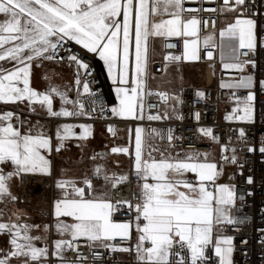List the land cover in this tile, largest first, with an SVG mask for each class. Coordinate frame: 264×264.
Returning a JSON list of instances; mask_svg holds the SVG:
<instances>
[{
    "label": "snow or ice",
    "instance_id": "obj_1",
    "mask_svg": "<svg viewBox=\"0 0 264 264\" xmlns=\"http://www.w3.org/2000/svg\"><path fill=\"white\" fill-rule=\"evenodd\" d=\"M189 3L196 6H186ZM156 39L164 48L182 46L180 54H163L165 69L170 63L199 61L202 48L212 60V49L219 48L223 68L236 73L220 84L234 103L224 119L256 123L264 79L257 78L253 57L264 49V0H0V106H13L0 107V264H83L86 257L71 261L65 256L78 252L81 240L89 248L103 247L109 255L124 254L120 264H210L211 255L215 264H235L236 236L228 233L246 226L248 218L234 214L236 186L222 178L228 166L242 167L233 139L249 145L244 127L230 129L237 135L227 140L212 127H198L197 139L209 141L201 150L194 143L184 148V138L173 128L137 124L128 129L126 145L94 151L85 161L93 125L78 121L92 119L95 109H85L79 88L83 94L95 93L82 79L91 74L89 64L65 46L74 43L104 62L118 85L119 105L108 109L112 116L183 120L178 114L177 106L183 104L179 94L148 87V80L154 79L149 62ZM65 61L76 68L72 86L77 99L69 97V86L53 82L54 69L42 76L43 90L34 87V67ZM249 67L253 71H247ZM241 89L244 97L237 95ZM153 95L165 107L145 113L146 98ZM195 95L206 99L203 91ZM24 109L30 116L54 121L52 128L40 119L21 118ZM193 118L199 122L201 113L194 111ZM107 130L116 135L111 125ZM72 146L82 155L68 162L86 164L85 170L69 178L67 169L61 168L57 176L55 158ZM246 151L264 155V139ZM112 155L128 157L127 172L109 167ZM37 178L51 179L58 190L47 223L33 222L14 191ZM247 183H253L252 177ZM125 186L131 188L127 199L119 195ZM117 215L125 219L117 220ZM259 231L264 247V228ZM52 234L57 238L51 239ZM240 243L249 241L242 238ZM242 251L246 256L247 250ZM92 255L99 258L96 251Z\"/></svg>",
    "mask_w": 264,
    "mask_h": 264
},
{
    "label": "built area",
    "instance_id": "obj_2",
    "mask_svg": "<svg viewBox=\"0 0 264 264\" xmlns=\"http://www.w3.org/2000/svg\"><path fill=\"white\" fill-rule=\"evenodd\" d=\"M186 6L194 7L195 4L189 3ZM205 6H208L207 4ZM205 16L211 15L210 13H204ZM221 23L223 18H221ZM219 27V24H218ZM207 31H211L209 28ZM70 47L73 52L80 53L85 62L90 66L91 74L84 75L83 80L88 82L89 88L95 95L83 94L82 86L79 88L81 95L79 99L84 103L85 109L88 112H92L95 109L92 119L83 118L78 122L90 123L92 125H101L105 127L106 135L114 139L118 135L120 126L129 125L135 127L137 124H142L146 128H160L168 129L173 128L177 135L182 136L183 147L188 148L190 144H195L196 147L201 150H206L209 145V141L203 139H197V128L200 126L212 127L214 132L221 137L222 140H227L229 136L235 138L237 133L235 131H230V129H237L238 127H244L248 139L249 145L238 143L233 139V146L239 148V157L241 160L242 167L239 166H228L226 169V174L222 178V182L231 183L236 186V205L234 208V214L245 216L248 218V223L246 226L242 227L239 231L232 232L229 231L228 234L236 236V247L237 251L234 254L235 264H264V247L261 246L259 242V237L261 235L259 229L264 228V155L258 151L249 153L246 148L250 145H257L258 142L264 139V93H258L256 106H257V121L252 125H241L238 123H230L225 121L224 117L227 113L231 112L234 106L231 100L230 91L227 89H221L220 84L222 81H228L232 79L236 73L232 70H225L223 68V62L220 57L219 48L212 49L213 59L208 60L205 55V51L201 50V59L199 61L191 62H180V63H170L165 69V61L163 56L160 59H150L149 62V72L151 76H162L164 75L171 65L176 67H181L187 64H196L203 69V73L200 76V80L195 87H191L187 90H183L180 94L183 104L178 105L179 113L183 115V120H164V121H130L122 120L118 117H114L108 111L110 107L118 106L119 99L116 94L117 84H114L111 77L108 75L107 68L102 60L98 56L90 53H86L85 50L81 49L80 46L70 43L65 46ZM165 52H173L175 54H180L182 52V46L177 43V47L174 49L162 47V54ZM61 55L66 57L67 53L61 50ZM257 61V68L255 70L258 79H264V49H259L253 57ZM225 62V61H224ZM63 65L68 66L71 69L72 82L74 80V73L76 72L75 66H69L67 61ZM84 70H81L83 72ZM208 71V81L204 82V73ZM249 72L253 71L251 67L248 68ZM153 91H171L167 88L161 87H151ZM198 91H203L206 94V99L198 100L195 93ZM72 95L74 99H77V88L72 86ZM237 95L244 97L246 92L244 90H237ZM147 103L152 105H157L158 107L148 108ZM103 105L104 111L101 112V106ZM165 105L158 100V98L153 95L146 98L145 113L152 112L155 113L158 108L162 109ZM199 111L201 113V119L196 122L193 118V112ZM52 124L54 121H51ZM111 125L116 130V135L113 136L108 132L107 128ZM179 147V145H178ZM129 169V167H128ZM127 169V171H128ZM126 171V172H127ZM242 173V174H241ZM231 177V180H229ZM248 177H252L253 183L248 184ZM45 179H32L26 181L24 186L20 189V198L24 202H31L32 195L30 198L26 197L25 189L27 183L31 182L30 188H41L42 182ZM50 182L48 187L51 188V202H53L55 195V187L51 179H47ZM131 191L129 186H125L119 193L121 198L127 199V193ZM31 193V190H30ZM117 220L125 219L123 216L117 215L115 217ZM53 235L51 239H53ZM242 238H247L248 245H243L240 243ZM243 249L247 250V255H244ZM96 251L99 253V258H94L92 252ZM77 256L86 257L87 259L83 261V264H120L121 260L126 259L124 254H114L109 255L107 250L103 247L89 248L87 243L83 240L79 241V251H69L66 252V257L75 261ZM54 259V258H53ZM216 257L211 255L210 264H215Z\"/></svg>",
    "mask_w": 264,
    "mask_h": 264
},
{
    "label": "rangeland",
    "instance_id": "obj_3",
    "mask_svg": "<svg viewBox=\"0 0 264 264\" xmlns=\"http://www.w3.org/2000/svg\"><path fill=\"white\" fill-rule=\"evenodd\" d=\"M155 41V40H154ZM153 43V42H152ZM150 57H157L158 59L161 57V54L153 50L151 51ZM225 62H230L225 60ZM53 69L57 73L56 77L54 78L53 82L57 85H61L62 87L67 85L70 87V74L71 69L66 65H54L50 62H45V65L42 70L35 71L34 75L39 80V84L42 87V90L46 86V82L42 79V76L45 73L51 74ZM203 73V69L196 64H187L182 65L181 67H176L175 65H171L167 72L162 76H151L154 77L150 78L147 84L151 87H162L167 88L171 91V93L181 94L182 91L185 89H189L191 87H195L199 80L200 76ZM204 82L208 81V71L204 73ZM112 79V78H111ZM113 81V80H112ZM69 97L73 98V95L69 92ZM57 107L59 106V99L57 98L56 101ZM5 107L6 109H11L13 106H0ZM24 108V106H21ZM19 111V110H16ZM21 118L31 119L35 122L37 119H40L42 123H46L49 129L52 128V122L46 119H41L40 117L30 116L26 109L23 111V115ZM133 126L123 125L120 126L118 135L116 138L111 139L106 135L105 127L101 125H93V136L88 141L86 146V151L90 152H108L114 146H123L128 143L129 134L128 129ZM73 152L68 151L67 154L71 158L72 161L78 160L80 156V151L76 147L72 146ZM73 155V156H71ZM87 157L85 158L86 161ZM113 161H118L119 165L117 166L116 163ZM69 163V162H67ZM55 164L57 166V157L55 158ZM129 159L124 155H112L109 158V167L117 172H126L129 167ZM86 164H72V165H61V168L67 169V175L69 178L78 177L81 173L85 170ZM60 176L61 173L56 174ZM20 189L16 188L14 191L20 196ZM32 200L31 202H24L21 200L20 207L24 208L29 216L32 218L33 222L36 223H47L49 221V217L47 215L48 211L51 209L52 202H51V193L52 190L50 187L45 186L41 188H30ZM56 235H53V239H56ZM0 246H3V238H0ZM66 256V253H65Z\"/></svg>",
    "mask_w": 264,
    "mask_h": 264
},
{
    "label": "crops",
    "instance_id": "obj_4",
    "mask_svg": "<svg viewBox=\"0 0 264 264\" xmlns=\"http://www.w3.org/2000/svg\"><path fill=\"white\" fill-rule=\"evenodd\" d=\"M151 48H152V53H153V50L156 51V49H157L158 53L161 54V57L163 56V54H162V44H161V41L159 39H156L155 41H153V43L151 44ZM150 59H158V58L157 57H155V58L150 57ZM44 65H45V63H44ZM44 65L42 67H34L33 70H35V71L42 70ZM34 87L42 90V87L39 84V80L35 77V75H34ZM70 88H71L70 94L72 95V77H71V74H70ZM71 152H73V149H71ZM81 155L82 154H80L79 158L81 157ZM83 155L86 158L87 155H90V152L89 151L87 152L85 150V154H83ZM71 156H73V155H71ZM68 161H72V160L69 157V155L67 154V152L64 153L63 157H59V156L57 157V166H56L57 171H56V174L60 173L61 165H67V164L68 165H72L73 164V163H67ZM233 212H234V209H233Z\"/></svg>",
    "mask_w": 264,
    "mask_h": 264
},
{
    "label": "bare ground",
    "instance_id": "obj_5",
    "mask_svg": "<svg viewBox=\"0 0 264 264\" xmlns=\"http://www.w3.org/2000/svg\"><path fill=\"white\" fill-rule=\"evenodd\" d=\"M28 185H27V187H26V191H25V194H26V197L27 198H30V196H31V193H30V186H31V182H28L27 183ZM42 185H43V187H45V186H49L50 185V182L48 181V180H43V182H42ZM55 189V195H58V190L56 189V188H54Z\"/></svg>",
    "mask_w": 264,
    "mask_h": 264
}]
</instances>
